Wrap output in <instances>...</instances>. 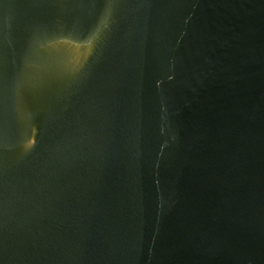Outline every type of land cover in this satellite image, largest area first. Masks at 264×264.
<instances>
[{
	"label": "water",
	"instance_id": "obj_1",
	"mask_svg": "<svg viewBox=\"0 0 264 264\" xmlns=\"http://www.w3.org/2000/svg\"><path fill=\"white\" fill-rule=\"evenodd\" d=\"M0 264H264V0H0Z\"/></svg>",
	"mask_w": 264,
	"mask_h": 264
}]
</instances>
